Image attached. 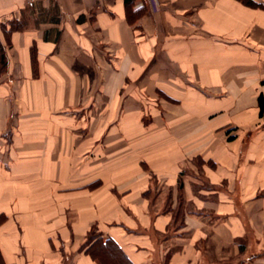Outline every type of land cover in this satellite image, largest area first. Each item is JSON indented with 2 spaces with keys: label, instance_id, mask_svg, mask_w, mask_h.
<instances>
[{
  "label": "crops",
  "instance_id": "crops-1",
  "mask_svg": "<svg viewBox=\"0 0 264 264\" xmlns=\"http://www.w3.org/2000/svg\"><path fill=\"white\" fill-rule=\"evenodd\" d=\"M252 1L0 0V264H264Z\"/></svg>",
  "mask_w": 264,
  "mask_h": 264
},
{
  "label": "trees",
  "instance_id": "trees-1",
  "mask_svg": "<svg viewBox=\"0 0 264 264\" xmlns=\"http://www.w3.org/2000/svg\"><path fill=\"white\" fill-rule=\"evenodd\" d=\"M242 1L245 2V3H247V4H249V5H253V4H255L252 0H242ZM135 11H137V10H135ZM17 28H19V27H18V25L16 24V22H11V23H10V29H9L10 31H11V30H14V29H17ZM5 67H6L5 48H4V46L2 45V43L0 42V74H1L2 72H4ZM258 106H259V114H262L263 111H264V98L262 97V95H259V96H258ZM105 241H106V240H104V242H103V240H102V244H105V243H106ZM89 253H90L93 257L97 258V257L95 256L94 251H92V250L89 249Z\"/></svg>",
  "mask_w": 264,
  "mask_h": 264
}]
</instances>
